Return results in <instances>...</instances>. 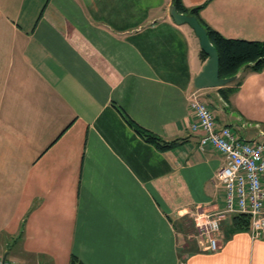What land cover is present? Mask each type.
<instances>
[{
	"label": "crops",
	"instance_id": "1",
	"mask_svg": "<svg viewBox=\"0 0 264 264\" xmlns=\"http://www.w3.org/2000/svg\"><path fill=\"white\" fill-rule=\"evenodd\" d=\"M173 0H0V258L17 264H264V235L222 221L217 250L194 236L225 208L224 156L200 146L188 95L206 60ZM222 35L264 41V0H182ZM217 123L262 139L264 70ZM167 141L162 151L122 112Z\"/></svg>",
	"mask_w": 264,
	"mask_h": 264
},
{
	"label": "built area",
	"instance_id": "2",
	"mask_svg": "<svg viewBox=\"0 0 264 264\" xmlns=\"http://www.w3.org/2000/svg\"><path fill=\"white\" fill-rule=\"evenodd\" d=\"M188 100L196 118L191 129L202 132L201 148L212 146L225 158L216 175L224 189L225 208L205 219L196 218L194 236L207 239L210 247L217 250L223 236L222 221L229 213H246L251 220V237L260 238L264 235V132L262 139H248L227 125L220 126L201 90L194 89ZM0 264L17 263L0 258Z\"/></svg>",
	"mask_w": 264,
	"mask_h": 264
},
{
	"label": "trees",
	"instance_id": "3",
	"mask_svg": "<svg viewBox=\"0 0 264 264\" xmlns=\"http://www.w3.org/2000/svg\"><path fill=\"white\" fill-rule=\"evenodd\" d=\"M179 12L195 15L200 23L207 29L208 36L212 44L219 53V74L221 77L236 76L242 69L245 72H261L264 70V41L247 40L241 38H230L222 35L217 30L210 27L200 15L203 5L187 8L182 0H175ZM203 60H207L208 55L202 51ZM242 76H239L229 84L219 87L222 97L230 103L231 95L237 90ZM120 110V109H119ZM133 129L146 141L155 144L160 150L167 151L174 148L177 140L167 141L156 133L144 128L135 122L127 113L120 110ZM232 225L237 230H248L251 226L250 216L246 213H234ZM70 264H84L77 256L71 257Z\"/></svg>",
	"mask_w": 264,
	"mask_h": 264
},
{
	"label": "water",
	"instance_id": "4",
	"mask_svg": "<svg viewBox=\"0 0 264 264\" xmlns=\"http://www.w3.org/2000/svg\"><path fill=\"white\" fill-rule=\"evenodd\" d=\"M170 15L177 24H188L199 39L202 50L208 55L201 71L195 75L193 86L196 90L222 87L234 81L237 76L221 77L219 74V53L209 39L207 29L195 15L179 12L175 0L170 5Z\"/></svg>",
	"mask_w": 264,
	"mask_h": 264
}]
</instances>
